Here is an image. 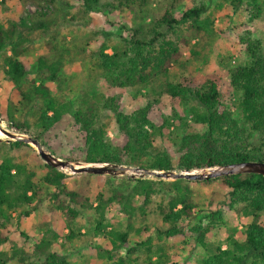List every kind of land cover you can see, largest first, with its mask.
<instances>
[{
  "label": "trees",
  "instance_id": "1",
  "mask_svg": "<svg viewBox=\"0 0 264 264\" xmlns=\"http://www.w3.org/2000/svg\"><path fill=\"white\" fill-rule=\"evenodd\" d=\"M33 4L37 10L7 23L0 22V72L12 85L8 97V112L2 119L8 126L21 133L30 134L45 144V134L52 130L71 112L75 127L83 143L76 160L88 163L123 164L141 169L159 171H193L241 161L264 162V47L250 29H245L241 41L245 44L247 60L229 69L230 89L226 90V79L217 71L201 74L182 73L189 54H194L192 42L208 32L214 25L210 15L204 16L207 7L200 2L183 8L184 0H171L160 14H154L149 23L134 29L130 37H121L120 46L110 47L105 41L98 51L89 53L88 41L76 45V53L89 66L88 78L72 98L56 96L48 81H58L64 60L41 55L30 68L23 58L28 44L34 41L32 34L40 30L50 32L48 8L57 0H23ZM82 7L85 14L100 12L102 0H72ZM235 8L244 0H231ZM251 20L261 18L264 8L259 0H250ZM150 0H111L105 7H120L133 13H142ZM178 9H181L178 11ZM239 28V27H237ZM104 35L107 33L95 32ZM56 51H62L56 46ZM82 53V54H81ZM89 54V55H88ZM85 55V56H84ZM135 89V95L144 98V105L131 111L123 109L119 94L111 95L101 87ZM228 93L229 96H228ZM18 97V98H17ZM18 99V101L16 100ZM172 101L174 116L176 106L193 101L191 109L197 126L192 127L183 120L186 132L178 137V159L156 143L159 136L172 123L165 119L155 123L151 111L163 100ZM24 118L16 120L18 106ZM115 122L122 134V141H113L110 131ZM2 130L0 136H4ZM5 142L0 138V149ZM13 148L29 147L21 140L11 141ZM55 154L54 151H52ZM72 158V157H70ZM47 168L42 177L36 165L23 157L7 155L0 161V264L16 258L21 250L8 253L3 249L12 239L14 228L9 224L11 213L25 208L22 215L31 216L44 199V186L51 188L48 195L69 224L84 211L94 210L95 230L109 238L112 248H101L109 264H177L178 246L194 249L201 245L209 248L208 235L225 223L221 206L251 217L242 229L234 227L228 235V247L217 245L208 255L185 264H264V175L241 173L208 180L185 178L166 180L135 176L87 173L88 183L96 177H106V191H97L94 199L77 181H70L80 174H68L59 168L44 163ZM216 179L228 188L225 194L212 199L206 207L196 198L190 182L210 183ZM39 180V181H38ZM96 203V204H95ZM218 204L221 208H213ZM116 207L122 216L121 223L113 222L109 209ZM156 214L162 225H154L160 239L171 244H160L153 258L152 241H142L121 250L132 234L148 233L152 225L147 219ZM144 222L142 225H137ZM78 233L71 228L67 240ZM176 245H175V244ZM183 243V244H182ZM145 247L146 259L129 256L138 247ZM143 247V248H144ZM30 256L39 259L38 264H76L64 254L52 249V241L42 238Z\"/></svg>",
  "mask_w": 264,
  "mask_h": 264
},
{
  "label": "rangeland",
  "instance_id": "2",
  "mask_svg": "<svg viewBox=\"0 0 264 264\" xmlns=\"http://www.w3.org/2000/svg\"><path fill=\"white\" fill-rule=\"evenodd\" d=\"M109 1L111 0H102V10L100 12L85 14L82 11V7L77 4V1L57 0L55 5L50 6L47 10L48 24L51 27L50 32L42 34V31L37 30L32 34L34 41L28 44V51L23 56L30 68L34 67L38 57L41 55H48L64 60L60 80L48 81V85L56 96H66L74 100L75 94L78 93L82 86H85L89 66L94 61L90 57L83 61L82 55L80 56L76 53V45L81 46L88 41L89 47L87 46V48L89 53H93L98 51L105 41L110 46L107 51L113 52V47L121 45L122 36L130 37L134 33L135 28L149 23L154 14H160L171 3V0H150L146 9L142 13L136 14L120 7H105L104 4ZM195 2L203 3L207 7V12L204 16L210 15L214 20V25L202 37L193 40L192 49L194 54H189L190 57L189 62L186 64V69L177 68V71L180 74L188 72L201 74L204 71H217L226 79L225 89L228 90L230 89L229 69L247 60L246 46L241 41V36L244 35L245 29H250L254 37L262 41L264 47V13L261 18L251 20V11L254 8L250 6V0H244V3L238 6V8H235L231 0H184L182 7L185 8L189 4L193 5ZM259 2L264 8V0H259ZM28 10L34 14L37 7L30 3L27 4L23 0H0V22L7 23L13 20V18L25 15ZM180 10L178 9V11ZM96 31H102L108 35L107 37L101 36L100 34H96ZM56 46L62 51L65 50V52L56 51ZM101 88L108 94H119L122 98L123 109L125 111H131L145 103L144 98L135 95V89L133 88H107L103 86ZM10 95H12V85L0 72L1 118L7 115L8 97ZM17 98L16 100L18 101ZM194 105L195 103L190 101L176 106L178 117H175L172 101L168 98H163L150 113L151 119L157 124H163L165 119H169L172 123L170 129L165 130L164 136L157 137L156 143L160 147L167 149L175 161L179 156L176 142L178 137H181L187 130L183 120L187 119L192 127L197 126L191 112ZM17 106L18 112L15 119L20 120L24 118V112L20 104H17ZM2 124L11 132L25 134L15 128L9 127L7 121L4 119ZM1 134L2 129L0 128ZM25 135L32 136L30 134ZM110 135L114 142L119 143L122 141V134L115 122L111 125ZM0 137L5 142L0 149V161L7 155L19 158L23 157L27 162L38 167V177H42L46 173L47 168L44 166L46 161L39 155L38 151L34 152L29 147L13 148L9 143L15 140H12L6 133ZM44 140L46 145H43V147L47 151H54L55 156L64 160L78 161L76 159L83 140L75 127L71 112L66 113L57 126L45 134ZM60 170L74 175L68 169L60 168ZM78 174L80 175L75 176L70 181H77L80 187L82 186L88 191L92 199H94L97 191H106L109 187L107 178L104 176L93 178L88 183L87 173ZM110 175H129L157 179L153 175L142 176L135 170ZM40 185L44 190L45 196L38 210L28 217L22 215L25 208L15 209L11 213L9 224L14 228V231L11 241L5 244L3 249L10 254L18 250L21 251L16 258L7 264H38L39 259L35 256H30L25 261H22L21 258L25 257V252L32 253L35 245L42 238L52 241L53 250L61 252L76 264H109L110 261L102 255L103 252L100 250L101 248H112V243L109 238H105L102 234L96 232L94 210L84 211L78 219L69 224L65 216L59 210H56V205L48 195L51 188L44 186L41 182ZM190 186L194 189L196 198L201 201V207H206L212 199L228 191V188L219 179L210 183L190 182ZM221 207L224 211L225 223L219 225L208 235L209 248L198 245L191 251L189 246H178L180 254L174 259L177 264H185L188 261L206 256L217 245L227 248L228 235L231 230L234 227L242 229L251 221V217L237 210L230 209L228 206ZM221 207L216 204L213 208ZM108 215L113 217V222L121 223L122 216L116 210V207L110 208ZM145 222L152 225L151 230L141 236L132 234L129 242L121 250V253L125 255L128 248L137 245L136 243L147 241L146 244H149V240H151L154 252L153 259L156 260V248L161 243L165 245L171 243L165 238L161 240L160 235L156 233L153 223L154 225H162V221L158 215L154 214L151 219L149 218ZM262 222H264V216L262 217ZM143 223L139 222L137 225L140 226ZM71 228L78 235L73 240H67L66 235L69 234ZM143 247H138V250L134 254L130 253L129 256L139 257L140 262L143 261L146 259V250Z\"/></svg>",
  "mask_w": 264,
  "mask_h": 264
},
{
  "label": "water",
  "instance_id": "3",
  "mask_svg": "<svg viewBox=\"0 0 264 264\" xmlns=\"http://www.w3.org/2000/svg\"><path fill=\"white\" fill-rule=\"evenodd\" d=\"M3 119L0 116V128L11 137L12 140H21L25 143L31 144L36 148L39 155L46 161V163L56 168L68 169L73 174L78 173H91V174H118L124 173L128 170L138 171L142 176L153 175L163 179H190V180H208L215 179L221 176L241 174V173H259L264 175V162L263 161H241L210 167L208 169L193 170V171H159L152 169H141L138 167L127 166L123 164L111 163H88L82 161L64 160L55 156L52 152L47 151L40 140L33 136L11 132L6 129L2 124ZM1 138V137H0Z\"/></svg>",
  "mask_w": 264,
  "mask_h": 264
}]
</instances>
